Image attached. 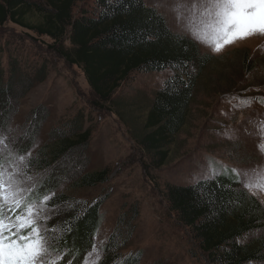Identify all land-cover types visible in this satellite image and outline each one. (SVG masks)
<instances>
[{
	"label": "rangeland",
	"instance_id": "374dc122",
	"mask_svg": "<svg viewBox=\"0 0 264 264\" xmlns=\"http://www.w3.org/2000/svg\"><path fill=\"white\" fill-rule=\"evenodd\" d=\"M177 2L147 0L146 6L165 19L173 34L192 40L201 54L214 60L197 79L186 123L164 147L167 158L161 167L139 148L138 140L145 133V120L157 92L172 75L170 71L136 74L114 93L109 106L93 107L95 97L82 69L56 54L48 37L11 21L0 26V90H7V94L0 93V130L16 141L20 153L31 151L30 174L43 181L32 160L44 148L54 146L52 131L63 129L78 112L84 115L83 129L90 131L85 171L109 173L106 183L74 188L65 181L52 193L88 205L100 202L99 225L89 250L97 246L101 255L98 264L118 219L127 221L135 215L122 256L139 253L138 264H207L192 248L188 231L169 211L162 197L165 185L185 186L221 173H230L237 180L233 169L257 165L264 169V154L257 148L258 130L264 123V39L237 41L214 53L212 45L181 30L173 10ZM26 20L34 24L41 17L29 9ZM65 47L69 48L68 43ZM245 54L252 60L248 72L242 66ZM7 55L18 66L12 81ZM41 67L44 78L38 80L35 73ZM67 161L63 170L74 179L78 169ZM37 192L34 195L39 199ZM254 197L264 209V192ZM88 259L91 262L95 256Z\"/></svg>",
	"mask_w": 264,
	"mask_h": 264
},
{
	"label": "trees",
	"instance_id": "16d2710c",
	"mask_svg": "<svg viewBox=\"0 0 264 264\" xmlns=\"http://www.w3.org/2000/svg\"><path fill=\"white\" fill-rule=\"evenodd\" d=\"M146 1L0 0V26L11 21L37 36L48 37L56 54L82 69L95 97L93 107L109 106L114 93L136 74L170 71L172 75L157 92L145 120V133L138 140L139 148L161 167L167 158L164 147L186 123L197 79L214 57L201 54L187 37L173 34L165 19L147 7ZM29 9L41 17L39 23L27 22ZM7 58L12 81L18 66L14 58ZM242 66L246 72L252 69V60L246 54ZM43 70L41 67L35 73L38 80L44 78ZM0 93L7 94V90ZM78 114L63 129H54V146L44 148L32 160L44 178L36 189L39 197L52 194L65 181L74 188H89L108 180L107 170L85 171L90 131L83 129L84 115ZM66 161L78 169L74 179L63 170ZM162 197L176 221L188 231L192 248L207 264H264V209L230 173L185 186L166 184ZM49 204L59 213L49 220V227L56 225L58 230L54 251L58 249L64 256L60 264L69 260L81 264L99 225L100 202L88 205L54 194ZM135 217L118 219L99 264L139 263V253H120L132 235ZM256 233L259 237L253 239Z\"/></svg>",
	"mask_w": 264,
	"mask_h": 264
},
{
	"label": "snow or ice",
	"instance_id": "6c2138e0",
	"mask_svg": "<svg viewBox=\"0 0 264 264\" xmlns=\"http://www.w3.org/2000/svg\"><path fill=\"white\" fill-rule=\"evenodd\" d=\"M173 10L181 30L198 42L212 45L217 54L237 41L264 39V0H178ZM258 131L257 148L264 154V123ZM15 144L0 130V264H60L64 256L58 249L54 251L58 230L56 225L48 226V221L59 215L49 204L53 194L36 198L42 177L30 174L31 151L20 153ZM232 171L236 183L249 195L264 192V169L258 165ZM67 227L70 229L71 224ZM93 256L90 262L88 258ZM100 259L94 244L84 264H98Z\"/></svg>",
	"mask_w": 264,
	"mask_h": 264
}]
</instances>
